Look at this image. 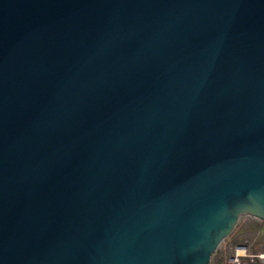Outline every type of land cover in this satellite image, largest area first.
Returning a JSON list of instances; mask_svg holds the SVG:
<instances>
[{"label":"water","instance_id":"obj_1","mask_svg":"<svg viewBox=\"0 0 264 264\" xmlns=\"http://www.w3.org/2000/svg\"><path fill=\"white\" fill-rule=\"evenodd\" d=\"M264 221V0H0V264H208Z\"/></svg>","mask_w":264,"mask_h":264},{"label":"rangeland","instance_id":"obj_2","mask_svg":"<svg viewBox=\"0 0 264 264\" xmlns=\"http://www.w3.org/2000/svg\"><path fill=\"white\" fill-rule=\"evenodd\" d=\"M260 254H264V221L243 214L219 243L208 264H231L235 255L240 264H264Z\"/></svg>","mask_w":264,"mask_h":264},{"label":"bare ground","instance_id":"obj_3","mask_svg":"<svg viewBox=\"0 0 264 264\" xmlns=\"http://www.w3.org/2000/svg\"><path fill=\"white\" fill-rule=\"evenodd\" d=\"M240 251V250H239Z\"/></svg>","mask_w":264,"mask_h":264}]
</instances>
